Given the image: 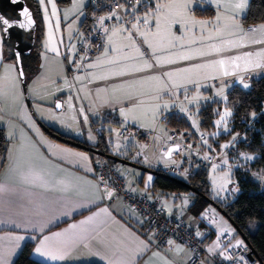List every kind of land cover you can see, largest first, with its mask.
Segmentation results:
<instances>
[{
  "label": "crops",
  "instance_id": "obj_1",
  "mask_svg": "<svg viewBox=\"0 0 264 264\" xmlns=\"http://www.w3.org/2000/svg\"><path fill=\"white\" fill-rule=\"evenodd\" d=\"M33 1L42 27L37 70L27 76L33 85L29 98L35 115L19 95L18 73L0 31V136L5 139L4 157H0V264H13L26 245H31L30 258L40 264H189L188 248L173 243L155 247L144 220L94 179V164L102 156L89 149L98 150L102 144L118 157L108 134L99 141L93 133L96 109L125 101H134L132 107L173 103L169 90L186 85L173 73L169 79L167 74L218 56L228 59V74L222 78L241 74L244 79L249 71L264 68V43L253 42L264 41L263 31L257 28L264 22L251 25L255 32L244 25L250 0H153L157 11L145 19L150 26L137 25L136 39L116 22L104 50L86 64L84 73L74 77L72 90L65 86L63 50L66 43L70 48L82 27L91 0ZM207 28L221 39L217 44L227 47L220 55L211 52L214 46L208 42ZM241 41L247 43L228 48L231 42ZM219 68L226 71L222 65ZM58 72L54 80L61 83L55 86L53 82L50 88L49 80ZM37 78L43 81L40 86L34 84ZM8 88L12 97L4 95ZM150 98L154 100L141 101ZM54 101L61 103V110L54 112ZM44 126L84 147L52 138ZM114 166L131 192L161 196V201L171 197L174 205H183V211L177 210L178 205L169 212L163 209L166 216L182 217L210 251H216V236L226 232L237 237L231 224L215 214L208 232L203 233L197 217L208 205L195 214L197 201L191 193L155 189L154 175L116 162ZM38 247L51 255L37 253Z\"/></svg>",
  "mask_w": 264,
  "mask_h": 264
},
{
  "label": "built area",
  "instance_id": "obj_2",
  "mask_svg": "<svg viewBox=\"0 0 264 264\" xmlns=\"http://www.w3.org/2000/svg\"><path fill=\"white\" fill-rule=\"evenodd\" d=\"M156 11L153 0H91L86 10L87 21L73 40L74 49L69 53V46H65L63 50L67 87L75 89L74 77L85 72L86 64L104 50L107 35L116 22L136 38L137 25L150 26L145 19L150 20ZM260 76H264V68L249 71L241 82L229 77L217 79L213 83L217 86L229 84V87L240 88V83L250 84L251 80ZM248 88L249 86L241 89ZM169 92L174 90L170 89ZM172 102L175 107L167 113H162L159 118L158 123L163 126L161 133L132 127L119 114L121 108L133 104L134 101L109 103L104 107H97L98 122L93 127V133L99 141L106 134L111 138L110 128H101L98 125L118 126L119 132L114 139L122 143L119 158L189 183L197 176L198 171L217 165L219 158L206 149L207 137L204 134H197L191 127V130L183 131L169 126L168 118L171 114L183 116L189 124L192 117L190 112L180 111L177 108V105L183 102L182 99H173ZM170 148L176 149L170 151L169 157H166ZM255 173L258 172L254 171L252 177L261 179L255 176ZM94 179L99 186L111 190L114 198L120 199L144 220L146 231L154 237L155 247L164 246L169 241L186 247L191 253L189 264H254L256 262L252 249L241 238H235L226 232L215 237L216 251H210L206 241L187 226L182 217L166 216L161 206V196H146L131 192L112 161L99 157L94 164ZM231 193L233 197L240 193L239 185L235 182ZM197 220L200 230L207 233L214 216L205 209Z\"/></svg>",
  "mask_w": 264,
  "mask_h": 264
},
{
  "label": "trees",
  "instance_id": "obj_3",
  "mask_svg": "<svg viewBox=\"0 0 264 264\" xmlns=\"http://www.w3.org/2000/svg\"><path fill=\"white\" fill-rule=\"evenodd\" d=\"M25 2L32 11L36 22L32 52L28 56L21 58L22 68L27 78V76L33 75L37 70V62L42 51L40 47L42 27L36 3L33 0H25ZM86 21L87 19L85 18L83 24ZM261 22H264V0H250L243 23L248 27ZM4 47L9 53L8 58L15 65V59L5 43ZM226 98L227 105L232 110L233 131H242L244 136V139L240 140L236 145L238 151L253 157L251 165L256 168L254 171H257V169L264 170V76L251 80L249 88L246 90L236 86L228 87ZM212 105L207 104L201 109L200 116L203 127H207L210 124ZM168 124L178 130L190 129L188 121L177 114L169 116ZM44 129L52 138H56L58 141L76 147H84L82 142L65 136L48 126H44ZM103 143L105 142L103 141ZM4 144L5 139L1 134L0 157H4ZM97 149L104 154H109L102 144H99ZM233 152H236V150H233ZM112 163L114 164L115 162L112 161ZM205 170L198 171L197 176L193 180L185 183L187 186L170 179L155 176L153 187L166 192L191 193L197 201L193 212L198 214L204 207L212 203L208 195ZM257 179L234 170L233 180L239 185L240 193L234 196L232 200L228 199L227 202L218 206L221 207L224 217L236 231V236L240 238L241 235L244 239L243 242L255 252L262 264H264V186H261ZM30 250L31 245H26L13 264H40L30 258Z\"/></svg>",
  "mask_w": 264,
  "mask_h": 264
},
{
  "label": "rangeland",
  "instance_id": "obj_4",
  "mask_svg": "<svg viewBox=\"0 0 264 264\" xmlns=\"http://www.w3.org/2000/svg\"><path fill=\"white\" fill-rule=\"evenodd\" d=\"M252 28L254 29V27ZM212 32H213L212 28L205 29L208 42H211V45L214 46L213 48H211V52L219 53L220 55L222 52L225 51V48L227 49V47L220 46L219 44H217L221 41V39L219 37H216ZM215 33L217 32L215 31ZM177 34L178 32H175V35ZM137 35L139 39L142 40V36L140 32H138ZM196 40L198 44H200L202 41L201 38H198ZM245 43L247 42L241 41V43H235V44L231 42L228 48L234 49L239 46H242ZM68 44L69 43H66L67 46H69ZM73 49H74V43L72 40V43L70 44L69 53H71ZM262 52H264V50ZM244 55L245 54L239 55L237 56V58ZM227 60L228 59H223L222 56H218L217 59L212 60L211 62L207 63V61H204L201 63H197L191 67H186V68L180 67L179 70H175L167 74L168 79L171 78L172 76L174 77L177 76L176 77L177 80L182 85H186L181 90L178 89V91L174 90V92L169 93V97L171 98L173 96L174 99H177L178 94L181 93L182 95L181 98L183 102H180L177 105V108H179L180 111H184V112L187 111L192 114V117L190 118L189 126L197 134H204L207 137V142L205 143L206 149L216 154V156L219 158V163L217 165L210 166L205 170L206 182L208 186V195L210 197L211 202L213 203L210 204L208 206V209L206 210L207 211L210 210L209 212H211L213 215L215 214L217 218L223 222H228V221L221 213V211L223 210L218 205L224 204L225 202H227L228 199L232 200L233 198L231 190L234 183L233 180L234 170H238L239 172H241V174L247 175L249 177L251 176L252 178L253 171L256 169L253 168L251 165L252 159H248L249 156H247L243 152L238 151L236 146L240 140L244 139V136L242 131L239 132L233 131L232 110L227 105V98L225 91L229 87V84L226 85L222 84L217 86L214 85L213 83L217 79H223L222 77L228 74L227 73L228 68L227 65L225 64ZM220 61H223L224 63L221 64ZM237 63L243 64L240 62V60H237ZM221 65L226 68V71H223L221 70V68H219V66ZM231 66H235V64H232ZM61 73H62V68H61ZM63 73L64 76H66L65 69H63ZM171 73H173L172 76ZM59 74L60 73L58 72V74L56 73L52 75V77L50 78L49 80L50 88L51 86H54V84L55 86H58V84L61 83L58 82L59 80H54V78H56ZM243 76L244 75L237 74L236 75L237 81L241 82ZM53 82L55 83L52 84ZM65 82H66L65 86H67L68 82L67 81ZM42 83L43 81L40 78H37V81L34 82V84H36L37 86H40ZM248 83L249 82L240 83V88H246L245 85H247L248 87L249 86ZM25 85H26L27 98L24 96L23 88L19 78L17 79L16 86L19 87V95L22 97V102L26 103V105H30L29 110L33 115H35V112L32 109L33 107L29 98L30 89L33 87L32 82L29 80V78L25 77ZM10 90L11 88L6 89L4 95L7 94L9 95ZM9 97L12 96L9 95ZM157 98L162 99V96H159ZM153 100L154 99L150 98L149 100L143 99L141 101L151 102ZM4 102L5 101H2L1 103L3 104ZM53 103L55 104V101ZM169 103L170 102L163 105H148V106L136 105L133 107L126 106L119 111V114L125 117L124 118L126 119L125 121L129 122L132 127H135L140 130L146 129L149 131H156L157 133H161L163 131V126L162 124L159 125L158 123L159 118L162 113L169 112L170 108L174 106V103H170V104ZM207 104L210 105L213 104L212 119L207 127H203L201 125L202 119L200 116V112L201 109ZM69 105L74 106L73 103ZM226 111L230 113V115L225 116L224 114ZM221 117H224L223 120H221ZM218 121H220V123H217ZM98 126L101 128H110L112 134H110L111 138H107V140L111 141V145L114 149V153L120 155L122 152L121 151L122 143L114 139V136L119 132V127L111 126L109 124H99ZM189 130H183V131H189ZM225 145H227V147H225ZM155 146L156 144L154 145V147ZM233 150H236V152H233ZM123 168H128V167H123ZM257 172L258 173H255V176L261 178V179H257V182H259L261 186H264V181H262V179L264 180V170L257 169ZM161 205L167 212L172 210V208L173 210L176 209L177 205H178L177 210H181V211L184 210V206L180 205L179 202L176 203V205H174V201L171 197L163 198L161 201ZM227 224L229 226V222Z\"/></svg>",
  "mask_w": 264,
  "mask_h": 264
},
{
  "label": "water",
  "instance_id": "obj_5",
  "mask_svg": "<svg viewBox=\"0 0 264 264\" xmlns=\"http://www.w3.org/2000/svg\"><path fill=\"white\" fill-rule=\"evenodd\" d=\"M27 10L28 16L26 17L23 15L24 10ZM0 15L7 18L9 21L13 22L14 26L9 28L7 32L1 31L4 43L8 50L12 53L14 59H15V66L18 73L19 80L21 82L24 96L27 98L26 93V85H25V74L22 68L21 64V58L23 56H28L33 49V40H34V33L36 28V22L34 20L32 11L27 6L25 0H17V2H13V0H0ZM29 19L31 20V23H29ZM23 24L24 27H21L20 25ZM59 105V107H57ZM55 110L59 111L61 110V103L57 101L55 103ZM176 148H170L169 152L167 153L166 157H169L170 151L174 150ZM91 152L98 156H102L106 159H110L113 162L120 163L123 165H127L139 170H142L144 172L150 173L154 176L163 177L166 179H170L173 181H176L184 186H187L184 182L178 181L170 176H167L165 174H160L157 172H154L151 169L145 168L143 166H139L136 164L129 163L117 156H112L110 154H104L98 150H95L93 148L89 149ZM213 204V203H210ZM222 213V211H221ZM223 214V213H222ZM240 238L244 241L243 237L240 235ZM253 255L255 260L262 264L260 258L255 254L253 251Z\"/></svg>",
  "mask_w": 264,
  "mask_h": 264
},
{
  "label": "snow or ice",
  "instance_id": "obj_6",
  "mask_svg": "<svg viewBox=\"0 0 264 264\" xmlns=\"http://www.w3.org/2000/svg\"><path fill=\"white\" fill-rule=\"evenodd\" d=\"M13 2L15 3V2H17V0H13ZM42 2H43V0H42ZM237 7H240V5H237ZM53 8H55V5H53ZM23 15H25L26 17L28 16V12H27L26 9L24 10ZM53 15H55V12H53ZM145 22H147V21H145ZM29 23H31V20L30 19H29ZM13 26H14L13 22L9 21L4 16L0 15V31L7 32V30L9 28L13 27ZM20 26L21 27H24L23 24H21ZM260 28H261L262 31H264V25H261ZM252 31L255 32L256 29H253ZM253 42L264 43V41H253ZM185 58H190V57H185ZM220 63L223 64L224 62L223 61H220ZM148 67H151V65H148ZM245 87H247V85H245ZM57 107H59V105H57ZM224 115L227 116V115H230V113H228L226 111ZM223 118L224 117H221V120H223ZM217 123H220V121H218ZM225 147H227V145H225ZM252 158L253 157H248V159H252ZM149 179H151V178H149ZM17 239H23V237H17ZM169 243H171V241H169ZM238 243H240V242H238ZM36 252L37 253H40L41 255H51L50 253H44V252H42L41 251V248H39V247L36 249ZM52 258L55 259L56 257L53 256Z\"/></svg>",
  "mask_w": 264,
  "mask_h": 264
}]
</instances>
